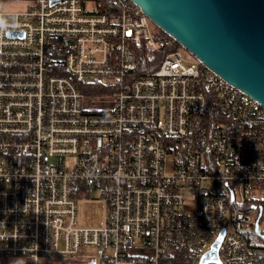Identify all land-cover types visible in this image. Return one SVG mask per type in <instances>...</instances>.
I'll return each mask as SVG.
<instances>
[{"label": "built area", "instance_id": "obj_1", "mask_svg": "<svg viewBox=\"0 0 264 264\" xmlns=\"http://www.w3.org/2000/svg\"><path fill=\"white\" fill-rule=\"evenodd\" d=\"M151 25L133 0L0 11L6 264H200L222 229L221 264H264V106Z\"/></svg>", "mask_w": 264, "mask_h": 264}, {"label": "water", "instance_id": "obj_2", "mask_svg": "<svg viewBox=\"0 0 264 264\" xmlns=\"http://www.w3.org/2000/svg\"><path fill=\"white\" fill-rule=\"evenodd\" d=\"M133 1L205 68L264 106V0ZM222 235L200 264H221Z\"/></svg>", "mask_w": 264, "mask_h": 264}, {"label": "rangeland", "instance_id": "obj_3", "mask_svg": "<svg viewBox=\"0 0 264 264\" xmlns=\"http://www.w3.org/2000/svg\"><path fill=\"white\" fill-rule=\"evenodd\" d=\"M31 0H0L1 12H13L25 9ZM153 38L157 44L162 43L166 38H162L160 29L153 23L151 25ZM257 211L251 210V216L255 218ZM107 215L106 200L98 197L95 191L91 192L90 197H78L77 199V221L83 226H102L105 223ZM93 254V259L84 257V254ZM98 252L93 248L81 249L66 262H57L53 264H98ZM2 264H6V258L0 257Z\"/></svg>", "mask_w": 264, "mask_h": 264}, {"label": "trees", "instance_id": "obj_4", "mask_svg": "<svg viewBox=\"0 0 264 264\" xmlns=\"http://www.w3.org/2000/svg\"><path fill=\"white\" fill-rule=\"evenodd\" d=\"M160 32H161V34H162V38H166V39H170V37L166 34V33H164L162 30H160ZM165 39V40H166ZM177 44V43H176Z\"/></svg>", "mask_w": 264, "mask_h": 264}, {"label": "crops", "instance_id": "obj_5", "mask_svg": "<svg viewBox=\"0 0 264 264\" xmlns=\"http://www.w3.org/2000/svg\"><path fill=\"white\" fill-rule=\"evenodd\" d=\"M62 261H63V262H66V260H62ZM62 261H56V262H53V263L62 262ZM53 263H52V264H53Z\"/></svg>", "mask_w": 264, "mask_h": 264}]
</instances>
